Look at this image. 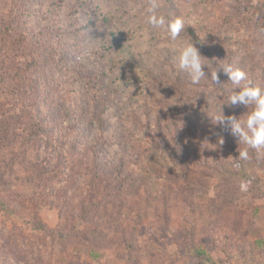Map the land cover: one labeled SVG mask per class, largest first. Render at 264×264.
<instances>
[{
    "label": "rangeland",
    "instance_id": "374dc122",
    "mask_svg": "<svg viewBox=\"0 0 264 264\" xmlns=\"http://www.w3.org/2000/svg\"><path fill=\"white\" fill-rule=\"evenodd\" d=\"M229 1L174 0L216 58L264 71V0H231L250 12L232 21L236 33L220 27ZM151 3L32 1L26 25L46 26L48 40L69 39L83 55L66 59L40 43L27 73L20 67L33 52L11 50L9 75H22L0 86V198L9 206L0 208V264H264V155L242 160L217 141L226 125L214 123L209 77L193 85L178 69L187 78L179 84L172 59L155 77L139 69L166 41L145 20ZM105 9L134 28L113 53L88 45L74 24ZM82 60L93 66L87 78Z\"/></svg>",
    "mask_w": 264,
    "mask_h": 264
},
{
    "label": "trees",
    "instance_id": "16d2710c",
    "mask_svg": "<svg viewBox=\"0 0 264 264\" xmlns=\"http://www.w3.org/2000/svg\"><path fill=\"white\" fill-rule=\"evenodd\" d=\"M33 1V0H32ZM31 0H6L4 4L1 6L0 11V86L3 84L4 87L5 84L8 82V77H19L21 78V69L27 70L28 73L30 69L33 67L35 60H37V56L35 57V50L40 48V43L44 45L46 48L49 46H52V48H45L46 50L50 51L53 49V52L60 53L61 55H64L66 59H74V61H77V59L81 60V55H83V48L82 46L76 47L75 44L71 43L69 44V39L65 38L66 34L64 36H60L64 41L68 42L66 44H61L57 42H52L48 40L47 33L49 29L42 25V28L40 26L34 27L33 25L28 27L26 25L30 22V7L32 5ZM160 1V9L162 10L158 14L163 16L166 21L174 20L177 17H181V14L179 12V9L177 5L175 4L174 0H159ZM205 3L209 0H204ZM209 4V3H208ZM207 5V4H206ZM228 9H225L226 12V18L224 20H221L220 27H223L226 31L231 33H236V31L241 30L242 27L239 29L233 28V22L238 18V15L240 16V19L242 21L248 19L249 10L247 5L242 6H232L231 0L225 4ZM82 8V7H81ZM101 9V8H100ZM96 16H86V18H82L78 22H74L76 28L81 29V32L84 34L85 42H87L88 45H98L100 46L104 52L107 50V52H115L117 48L115 47H122L124 45V42L128 39L126 35H130L132 38L134 37L133 33H130L131 30L134 28H130L131 24L127 23L125 28H120L115 23V16L111 11L106 10H99L96 11ZM148 17H146V22L148 23ZM240 20V22H241ZM81 24V25H80ZM241 24H243L241 22ZM159 30L165 34L163 36L166 41H163V43L159 42L158 48L153 47V51L155 52V58L150 60H146L145 68L143 65L139 66V69L148 75V77H155L156 72L158 71L157 66L158 64H162L163 62H171V59L177 64V66L172 67L174 75L179 80L178 83L181 84V80H186L187 78L180 74L178 72H184V70L179 68V63L177 62L178 56L177 53H179V46L176 43L175 40H172L170 33L167 29V23L163 27H159ZM165 29V30H162ZM134 31H139L140 35L144 37L145 32L141 29H135ZM60 35V32H59ZM125 35V36H123ZM146 35V34H145ZM182 35V38L184 37L188 44H194V46H197L201 53L205 56V58L208 59V62L213 65L214 67L218 65V62L221 64H232L233 66L238 67V65L235 62V56H227L224 57V60L221 58H216L210 48L208 47L206 40L203 39L196 29L190 25H187L186 22L183 24L182 29L178 35L180 37ZM40 36V37H39ZM177 37V38H178ZM169 38V39H167ZM176 38V39H177ZM45 39V40H44ZM67 39V40H66ZM106 40V41H105ZM44 41V42H43ZM187 43V42H186ZM58 46L65 45V49L63 50H57L55 49ZM67 46V48H66ZM93 46V47H94ZM88 48L87 53L94 51V48ZM13 48H19L23 50V54L25 57H27V54L29 52H33L29 54L30 60H27L23 63V65L20 68H17L13 74L9 75L10 71L13 69L12 64H8L11 62H15L14 54L16 55V50L14 52H11ZM20 53V52H19ZM110 53V54H111ZM21 54V53H20ZM38 55V54H37ZM149 57V56H148ZM83 66H81V75L87 78V72L93 71V66L88 65L86 61L82 60ZM92 65V64H91ZM24 72V75L25 73ZM248 76L255 82L258 83L261 86H264V71L260 69L258 66H251L249 73H247ZM19 75V76H18ZM99 75V74H98ZM107 75V74H106ZM182 75V76H181ZM98 77V76H97ZM180 77V78H179ZM157 78V77H156ZM219 80L220 85H216L213 82L210 84H203L205 87L209 88L211 93L213 94L214 99L219 103V107L223 104V97H227V90L231 88V82L228 81V76L223 73L221 70L219 73ZM175 87H178V85H175ZM6 89V88H3ZM2 91V88H0ZM223 111L226 116H236L239 118L241 115L246 113L248 111L246 106L243 105H237V106H229L227 104L223 105ZM42 127V126H41ZM192 135L197 136L198 133L203 131V128L200 129L198 125L194 126L193 131L189 129ZM149 141V139H148ZM221 145L228 146L231 148L236 156H239L240 151L244 150L246 145L243 143H239V139L236 136H233L226 126L222 129V131L219 134V138L217 140ZM102 149V148H101ZM249 152L253 153L252 149H249ZM6 207L9 208L8 202L2 198H0V208L6 209ZM36 229L40 232L45 231V226L43 225L41 220H36L34 222ZM199 257H202L205 259L206 255L205 252L202 250H199L197 252Z\"/></svg>",
    "mask_w": 264,
    "mask_h": 264
},
{
    "label": "clouds",
    "instance_id": "9594fccd",
    "mask_svg": "<svg viewBox=\"0 0 264 264\" xmlns=\"http://www.w3.org/2000/svg\"><path fill=\"white\" fill-rule=\"evenodd\" d=\"M158 3L152 0L148 8V23L153 27H163L167 23V29L172 40H175L185 21L182 17L166 21L158 14ZM202 55L194 44H185L179 49V68L185 70L190 76L191 83L198 85L205 78L209 77L211 81L220 85L219 73L222 70L228 76L231 82V88L227 90V97H223V104L220 111L213 116L214 123L217 125H226L233 136L238 137L239 143L246 145L245 149L240 151L239 158L249 159V149L255 150L257 156L264 155V86L255 83L245 70L232 64H221L217 66L210 65L202 59ZM207 65L210 76L205 72L204 66ZM246 106L248 111L239 118L236 116H226L223 111V105ZM239 163L235 167H239Z\"/></svg>",
    "mask_w": 264,
    "mask_h": 264
}]
</instances>
